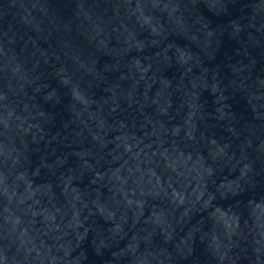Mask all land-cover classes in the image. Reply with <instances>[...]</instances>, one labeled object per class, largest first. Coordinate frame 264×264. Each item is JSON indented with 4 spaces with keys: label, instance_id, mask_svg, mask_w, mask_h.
<instances>
[{
    "label": "water",
    "instance_id": "obj_1",
    "mask_svg": "<svg viewBox=\"0 0 264 264\" xmlns=\"http://www.w3.org/2000/svg\"><path fill=\"white\" fill-rule=\"evenodd\" d=\"M0 264H264V0H0Z\"/></svg>",
    "mask_w": 264,
    "mask_h": 264
}]
</instances>
